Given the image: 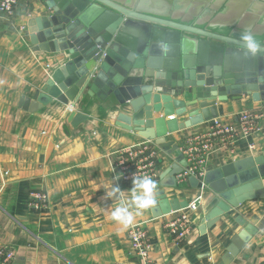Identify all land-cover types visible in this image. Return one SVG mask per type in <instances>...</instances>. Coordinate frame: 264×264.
Returning a JSON list of instances; mask_svg holds the SVG:
<instances>
[{"label": "crops", "instance_id": "crops-1", "mask_svg": "<svg viewBox=\"0 0 264 264\" xmlns=\"http://www.w3.org/2000/svg\"><path fill=\"white\" fill-rule=\"evenodd\" d=\"M40 2L17 0L13 15L0 21V247L13 251L11 264L134 263L128 239L131 226L123 229L110 219L117 201L106 199L105 193L118 186L125 198L129 196L131 186L118 182L112 172L113 152L146 140L123 128L126 125L118 119L120 110L114 109L112 98H83L76 111L87 119L74 127L67 122V106L54 102L33 113L19 108L20 100H32L61 64L54 57L31 51L27 25L44 15ZM217 110L220 120L231 121L244 111H264V103L242 97L217 103ZM207 125L166 139L183 141ZM261 155L264 135H255L237 142L231 151L215 154L206 173ZM157 156L155 199L163 190L169 201L188 204L199 200V206L190 215L191 233L180 246L162 229L176 212L152 215L157 199L155 207L136 218L133 225L147 230L153 247L151 264H221L231 239L242 229L239 220L252 224L256 231L229 264H264V199L246 201L205 228L212 193L206 186L192 188L188 181L176 188L162 187L169 181L163 174L177 162L175 154L160 148ZM34 191L48 198L44 213L29 208V195Z\"/></svg>", "mask_w": 264, "mask_h": 264}, {"label": "water", "instance_id": "water-1", "mask_svg": "<svg viewBox=\"0 0 264 264\" xmlns=\"http://www.w3.org/2000/svg\"><path fill=\"white\" fill-rule=\"evenodd\" d=\"M40 1L44 15L27 25L31 51L61 64L19 108L33 113L54 102L67 106L74 127L87 119L76 111L83 98H112L124 129L175 154L162 187L176 188V176L187 168L181 139L167 136L220 120L217 103L242 97L264 103V0ZM247 29L262 42L257 56L243 55L240 36ZM263 179L264 155L207 172L203 183L213 198L205 228L246 201L264 199ZM188 182L198 186L194 178ZM156 199L155 218L187 206L169 201L163 190ZM238 222L242 229L221 264H229L256 231Z\"/></svg>", "mask_w": 264, "mask_h": 264}, {"label": "built area", "instance_id": "built-area-1", "mask_svg": "<svg viewBox=\"0 0 264 264\" xmlns=\"http://www.w3.org/2000/svg\"><path fill=\"white\" fill-rule=\"evenodd\" d=\"M17 0H0V21L13 15ZM23 29V28H21ZM255 135H264V111H244L235 120H214L208 123L204 131L189 136L181 141L179 151L183 155L187 168L176 176L177 186L185 184L194 178L203 188V178L206 168L215 154L221 150L231 151L233 146L242 140H248ZM254 149L252 144L248 145ZM158 147L149 141H142L131 146L122 147L113 152L112 172L115 179L132 187L136 177L150 176L158 182ZM29 208L35 213L48 210L47 196L34 191L30 195ZM199 200H194L176 212L165 221V230L177 245H182L191 233L190 215L197 210ZM130 250L135 262H120L117 264H151L152 244L148 232L141 225H133L128 230ZM14 253L6 247H0V264H11Z\"/></svg>", "mask_w": 264, "mask_h": 264}, {"label": "clouds", "instance_id": "clouds-1", "mask_svg": "<svg viewBox=\"0 0 264 264\" xmlns=\"http://www.w3.org/2000/svg\"><path fill=\"white\" fill-rule=\"evenodd\" d=\"M240 41L243 45V55L257 56L261 53L262 42L255 37L250 29L242 32ZM156 190L157 184L150 176L133 179L127 198L124 196V191H121L118 186H112L111 190L105 193L106 199L117 201L111 211L110 219L123 229L129 228L137 217L156 206Z\"/></svg>", "mask_w": 264, "mask_h": 264}, {"label": "rangeland", "instance_id": "rangeland-1", "mask_svg": "<svg viewBox=\"0 0 264 264\" xmlns=\"http://www.w3.org/2000/svg\"><path fill=\"white\" fill-rule=\"evenodd\" d=\"M198 206H199V205H198ZM198 206H197V210H198ZM197 210H196V211H197Z\"/></svg>", "mask_w": 264, "mask_h": 264}]
</instances>
